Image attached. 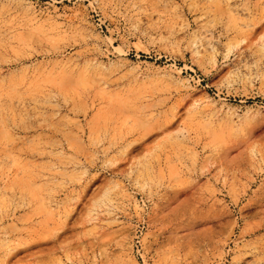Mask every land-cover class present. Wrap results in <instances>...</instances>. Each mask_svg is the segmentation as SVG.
<instances>
[{
    "label": "rangeland",
    "instance_id": "1",
    "mask_svg": "<svg viewBox=\"0 0 264 264\" xmlns=\"http://www.w3.org/2000/svg\"><path fill=\"white\" fill-rule=\"evenodd\" d=\"M264 0H0V264H264Z\"/></svg>",
    "mask_w": 264,
    "mask_h": 264
},
{
    "label": "bare ground",
    "instance_id": "2",
    "mask_svg": "<svg viewBox=\"0 0 264 264\" xmlns=\"http://www.w3.org/2000/svg\"><path fill=\"white\" fill-rule=\"evenodd\" d=\"M264 47V44L262 45V48Z\"/></svg>",
    "mask_w": 264,
    "mask_h": 264
}]
</instances>
